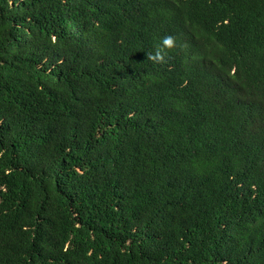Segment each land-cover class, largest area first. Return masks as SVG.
Here are the masks:
<instances>
[{
    "label": "trees",
    "instance_id": "obj_1",
    "mask_svg": "<svg viewBox=\"0 0 264 264\" xmlns=\"http://www.w3.org/2000/svg\"><path fill=\"white\" fill-rule=\"evenodd\" d=\"M0 264H264V0H0Z\"/></svg>",
    "mask_w": 264,
    "mask_h": 264
},
{
    "label": "clouds",
    "instance_id": "obj_2",
    "mask_svg": "<svg viewBox=\"0 0 264 264\" xmlns=\"http://www.w3.org/2000/svg\"><path fill=\"white\" fill-rule=\"evenodd\" d=\"M162 44L165 49L171 50L176 46V38L169 34L163 38ZM162 51V49H158L155 53L148 52L146 53V59L154 63H163L164 54H162Z\"/></svg>",
    "mask_w": 264,
    "mask_h": 264
},
{
    "label": "bare ground",
    "instance_id": "obj_3",
    "mask_svg": "<svg viewBox=\"0 0 264 264\" xmlns=\"http://www.w3.org/2000/svg\"><path fill=\"white\" fill-rule=\"evenodd\" d=\"M237 200V199H236ZM239 201V200H238ZM244 201V200H243ZM240 202V201H239ZM243 206V205H242ZM245 210H246V207H245ZM248 212V211H247Z\"/></svg>",
    "mask_w": 264,
    "mask_h": 264
}]
</instances>
